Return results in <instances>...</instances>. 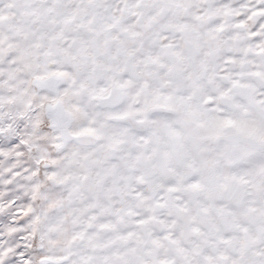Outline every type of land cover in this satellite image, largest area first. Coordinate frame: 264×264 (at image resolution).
Segmentation results:
<instances>
[{"label": "snow or ice", "instance_id": "obj_1", "mask_svg": "<svg viewBox=\"0 0 264 264\" xmlns=\"http://www.w3.org/2000/svg\"><path fill=\"white\" fill-rule=\"evenodd\" d=\"M0 264H264V0H0Z\"/></svg>", "mask_w": 264, "mask_h": 264}]
</instances>
